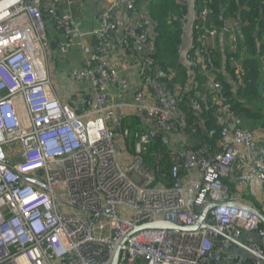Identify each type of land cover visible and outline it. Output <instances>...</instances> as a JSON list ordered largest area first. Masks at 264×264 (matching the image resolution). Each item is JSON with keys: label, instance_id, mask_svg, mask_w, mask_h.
<instances>
[{"label": "built area", "instance_id": "1", "mask_svg": "<svg viewBox=\"0 0 264 264\" xmlns=\"http://www.w3.org/2000/svg\"><path fill=\"white\" fill-rule=\"evenodd\" d=\"M181 1L188 12L179 58L188 81L174 95L158 78L156 33L151 37L127 25L121 35L113 34L116 14L136 0H114L102 8L91 32L82 31L73 16L75 0H0V264H112L117 252V264H222L224 259L246 264L224 254L234 245L252 255L250 264H264V216L238 202L224 183L248 162L264 183V140L260 145L257 131L243 126L209 65L218 30L205 24L206 12L196 16L193 0ZM221 24L232 43L237 89L242 50L232 25ZM48 25L62 35L60 55L80 49L82 66L70 72L69 80L74 86L89 85L93 112L78 114L53 90ZM86 37L91 44L84 43ZM126 47L140 52L139 77L152 101L138 90L130 101L110 103L106 87L119 93L130 88L108 63L112 53ZM196 73L204 78L202 92L190 94L199 85ZM207 95L215 107L210 128L202 120ZM76 97L85 109L91 105L83 91ZM181 103L193 117L189 126L175 118ZM114 105L135 110L147 129L118 131ZM184 130L199 139L198 148H176L169 141ZM156 138L168 151L169 186L157 180L159 157L152 168L144 161ZM120 139L133 143L126 166L119 158ZM155 221L197 227L135 231Z\"/></svg>", "mask_w": 264, "mask_h": 264}, {"label": "trees", "instance_id": "2", "mask_svg": "<svg viewBox=\"0 0 264 264\" xmlns=\"http://www.w3.org/2000/svg\"><path fill=\"white\" fill-rule=\"evenodd\" d=\"M148 1L147 14L156 33L155 67L159 71L158 78L166 83L170 93L175 95L188 81L186 69L179 58L183 34L182 20L187 15L188 8L181 0ZM193 7L197 17L201 12H206L205 24L219 32L223 21L232 25L239 49L242 50L241 86L234 89L231 52L224 50L221 54L219 50L214 51L209 65L217 74V78L223 82L232 109L243 126L253 129L255 124L264 128V0H193ZM196 74L199 85L190 94L202 92L204 78ZM210 101L211 98L207 95L206 101L203 102L202 114L204 127L206 124L209 128L214 126L215 109ZM179 111L185 124L189 126L193 117L185 103L179 105ZM124 125L122 128L126 127ZM129 128L138 129L139 121H131ZM212 142H216V138ZM156 157H159L157 180L169 186L172 182L169 176L171 163L167 148L159 138L153 139L147 147L144 161L152 168L155 166Z\"/></svg>", "mask_w": 264, "mask_h": 264}, {"label": "crops", "instance_id": "3", "mask_svg": "<svg viewBox=\"0 0 264 264\" xmlns=\"http://www.w3.org/2000/svg\"><path fill=\"white\" fill-rule=\"evenodd\" d=\"M114 0H75L73 7V16L81 25V29L84 32H91L97 27L96 16L105 6L107 7ZM148 12L147 0H136L134 10H126L125 12L117 13V21L112 29L115 36L121 35L124 30V26H139L140 29H145L150 32L149 36H153L154 28ZM49 32V37H48ZM217 50L222 54L224 50L231 52V39L224 31H218ZM235 34V33H234ZM226 35V36H225ZM46 38L48 46L46 48L48 75L58 99L64 103L70 104L78 114H84L85 112H93L95 110V104L92 100L91 90L89 85H72L70 83V72L74 69H79L83 63V56L80 49H73L68 55L62 56L57 51V43L62 40L61 33L57 32L52 26L46 27ZM85 44H91L92 39L86 37ZM50 57L52 63L50 64ZM141 55L137 49L133 47H126L125 49H118L108 58V63L111 68L119 70L120 74L128 79L130 82V88L122 93L117 92L112 87H106L108 97L111 100V104L120 103V101L132 100V92L138 90H144L148 99H151L150 90L144 88L140 77L139 67L141 64ZM217 75V74H216ZM55 85V86H54ZM80 91L89 95L91 105L86 109L81 106L82 99L76 97ZM116 108L113 110V123H115L116 129L121 131L122 126L129 127V123L133 120L139 121V128L136 130L145 131L147 127L141 120V115L135 110L129 108H121L114 105ZM182 117L180 111L175 114V118ZM118 124V125H116ZM243 124V123H242ZM253 129L257 131L256 136L260 145H263L264 128L253 124ZM251 126V125H250ZM133 131V130H132ZM174 147L181 148H198L199 139L192 137L184 130L183 132L172 135L169 139ZM120 144V161L123 166L129 164L133 155V143L124 139L118 141ZM240 155H245V150L242 146H239ZM11 150H9V154ZM148 166V165H147ZM236 179H240L235 181ZM244 181L243 184L238 185L239 181ZM227 190L237 198V201L243 204L254 207L257 211L264 216V183L257 179L255 174L254 165L252 162H248L241 171L236 172L231 178L224 181ZM249 235L247 240L252 239ZM226 257H232V259L242 260L246 264H250L252 255L242 246L234 245L229 250L223 251ZM228 259H224L222 264H228Z\"/></svg>", "mask_w": 264, "mask_h": 264}, {"label": "water", "instance_id": "4", "mask_svg": "<svg viewBox=\"0 0 264 264\" xmlns=\"http://www.w3.org/2000/svg\"><path fill=\"white\" fill-rule=\"evenodd\" d=\"M131 10V8H130ZM233 129V127H232ZM197 226H193V227H177L176 225L168 222V221H155L149 224H144L142 226H139L135 229V231H139V230H146V229H179V230H184V231H192L196 228ZM118 261V252L115 254L114 258H113V262L112 264H117Z\"/></svg>", "mask_w": 264, "mask_h": 264}, {"label": "rangeland", "instance_id": "5", "mask_svg": "<svg viewBox=\"0 0 264 264\" xmlns=\"http://www.w3.org/2000/svg\"><path fill=\"white\" fill-rule=\"evenodd\" d=\"M48 37H49V32H48ZM238 45V44H237ZM52 63V59H51V57H50V64ZM55 86V85H54ZM127 141H131L132 142V140L131 139H127ZM14 147V144H12V145H10L9 147H7L8 149H11V148H13ZM5 149V148H4ZM6 150V149H5Z\"/></svg>", "mask_w": 264, "mask_h": 264}, {"label": "clouds", "instance_id": "6", "mask_svg": "<svg viewBox=\"0 0 264 264\" xmlns=\"http://www.w3.org/2000/svg\"><path fill=\"white\" fill-rule=\"evenodd\" d=\"M148 1V0H147ZM149 2V1H148ZM136 3V2H135ZM132 9V10H134L135 9V4L133 5V7H129L128 9ZM127 9V10H128ZM223 30V25L221 24V31ZM125 128V127H124ZM127 128H129V127H127ZM130 129V128H129Z\"/></svg>", "mask_w": 264, "mask_h": 264}]
</instances>
